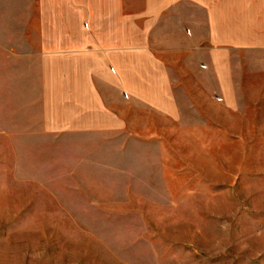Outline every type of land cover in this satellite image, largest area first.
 <instances>
[{
    "label": "rangeland",
    "instance_id": "374dc122",
    "mask_svg": "<svg viewBox=\"0 0 264 264\" xmlns=\"http://www.w3.org/2000/svg\"><path fill=\"white\" fill-rule=\"evenodd\" d=\"M40 1L0 0V264H264V50L199 76L164 57L152 81L177 85L176 107L160 113L109 65L39 56L78 18Z\"/></svg>",
    "mask_w": 264,
    "mask_h": 264
},
{
    "label": "crops",
    "instance_id": "0c3cea01",
    "mask_svg": "<svg viewBox=\"0 0 264 264\" xmlns=\"http://www.w3.org/2000/svg\"><path fill=\"white\" fill-rule=\"evenodd\" d=\"M48 0L41 10L50 11ZM78 18L75 33L52 48L47 40L39 56L51 54L91 59L95 74L105 73L106 65L114 78L122 79L128 96L154 108L173 114L176 102L170 92L174 83L153 82L168 73L163 58L193 59L190 73L204 75L203 60L216 53L264 50V0H72ZM24 9L32 10L33 5ZM83 21L86 31L80 30ZM174 22L173 31L163 27ZM48 24L49 21H48ZM83 27V25H82ZM139 27V35L120 28ZM185 32V33H183ZM26 47L18 48L22 57H33V41L26 36ZM202 60V61H201ZM87 65L86 63H84ZM122 76V77H121ZM123 76H138L137 92ZM133 76V77H132Z\"/></svg>",
    "mask_w": 264,
    "mask_h": 264
}]
</instances>
